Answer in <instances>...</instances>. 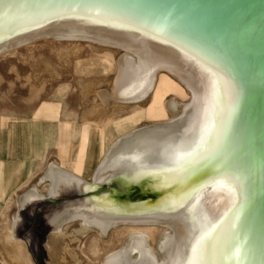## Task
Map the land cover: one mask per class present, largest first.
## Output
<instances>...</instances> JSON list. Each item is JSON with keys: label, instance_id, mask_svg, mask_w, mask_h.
Masks as SVG:
<instances>
[{"label": "bare ground", "instance_id": "6f19581e", "mask_svg": "<svg viewBox=\"0 0 264 264\" xmlns=\"http://www.w3.org/2000/svg\"><path fill=\"white\" fill-rule=\"evenodd\" d=\"M39 39L122 50L111 89L95 90L101 104L90 122L112 102H158L163 84L188 99L166 98L167 119L113 138L89 175L48 161L37 184L17 194L18 207L34 213L39 203L83 192L47 209L46 219L52 238L76 222L101 237L125 226L121 245L99 264H188L214 225H223L217 258L231 250L225 264H264V0H0V56ZM80 137L87 163L90 126ZM23 226L19 212L1 230L14 264H32ZM152 227L162 230L154 246L145 230ZM61 245L75 256L70 242Z\"/></svg>", "mask_w": 264, "mask_h": 264}, {"label": "rangeland", "instance_id": "374dc122", "mask_svg": "<svg viewBox=\"0 0 264 264\" xmlns=\"http://www.w3.org/2000/svg\"><path fill=\"white\" fill-rule=\"evenodd\" d=\"M78 43L80 42L39 39L11 54L0 56V111L7 114V126L11 124V118L19 122L30 120L36 110L46 105H54L62 113V119L67 115V120L73 124L77 134L80 135L85 126L91 128L92 141L87 163L79 158L81 137L80 142L78 137L75 138L67 159L59 157L56 136L55 141L48 144L45 151L42 148L40 150L45 156L43 163L38 162L35 165L34 161L27 162V178L22 177L25 179L20 181L22 186L18 184L10 189L0 188V198H6V202L0 203V227L3 229L8 226L14 215L20 212L24 226L19 228L21 231L18 230L19 239L28 240V250L26 252L23 248V251L28 253L32 264H99L105 254L121 245L123 237L128 233L127 228L121 225L109 235L101 237L96 229L81 227L80 222H76L60 233L59 237L52 238L45 211L66 201L84 199L85 195L80 191L62 195L57 203H39L34 213H31L29 206L18 207L17 194L37 184L49 159H57L60 164L89 175L100 157L102 148L105 149L113 138L136 125L167 119L169 115L164 113L163 108L166 98L176 96L180 100L188 99L182 89H170L167 84H163L162 97L158 102H154L153 95L148 96L150 98L143 104L115 105L112 102L111 112L105 113L99 122H90L87 114L92 112L96 105L101 104L95 90L111 89L117 72V60L123 52L115 47L97 46L89 42ZM164 76L161 72L159 83ZM138 114L142 116L137 123L128 120ZM126 118L128 119L125 120ZM120 120L122 122L116 124ZM58 122L54 118L48 122L44 121L42 125L51 131V135L52 131H56ZM68 135V128L62 126L61 141L67 142ZM23 155L15 157L18 167L28 158ZM17 166L10 172L11 176L18 172ZM6 173L4 168L0 167V181L8 179ZM46 186L45 183L41 184V189L44 191ZM122 189L121 197L124 199L128 195V189ZM145 230L150 245L154 246L161 228L152 227ZM49 242L53 244L51 250ZM64 242H70L74 257L64 254L61 249ZM0 264H14L6 257L3 249L0 250Z\"/></svg>", "mask_w": 264, "mask_h": 264}, {"label": "crops", "instance_id": "0c3cea01", "mask_svg": "<svg viewBox=\"0 0 264 264\" xmlns=\"http://www.w3.org/2000/svg\"><path fill=\"white\" fill-rule=\"evenodd\" d=\"M6 115V112L0 111V167H3L7 172L6 176H8V179L4 178L0 181V188L7 187V189H10L12 187H17L21 180H25L22 179V177L27 178V162H29V160L34 161L35 165L38 164V162L43 163L45 156L44 152L40 150L42 148V150L45 151L48 144L54 142L55 138L58 137L56 144L58 145L59 157L63 156L67 157V159L75 138L78 137L80 142V135L77 134L73 124L67 120V115H65L64 119H62V113L59 111L57 106L46 105L45 107H41L39 110H36L34 114H32L30 120L24 119L23 122H19L17 120L14 121L13 118H11V124L9 123L8 126L6 123ZM54 118L59 122L57 124L56 131H52L50 135L49 133L51 131H49L44 124L42 125V123L44 121L48 122L49 119ZM62 126H66L69 130L67 142L61 141L60 138V130ZM21 153L24 154L23 156L28 158L24 160V164L22 166L18 167L15 157H20L22 155ZM49 160L58 161L57 159ZM16 166L19 170L14 174V176H11L10 172L16 169ZM20 185L22 186L23 184ZM4 202H6V198H0V203ZM1 230L2 228L0 229V238ZM19 231H21V229ZM0 241L1 245L2 240L0 239Z\"/></svg>", "mask_w": 264, "mask_h": 264}, {"label": "snow or ice", "instance_id": "6c2138e0", "mask_svg": "<svg viewBox=\"0 0 264 264\" xmlns=\"http://www.w3.org/2000/svg\"><path fill=\"white\" fill-rule=\"evenodd\" d=\"M222 229L223 225L219 228L214 225L196 240L192 246L193 255L188 264H225L223 257L235 258L231 250L225 251L221 258H217L215 245Z\"/></svg>", "mask_w": 264, "mask_h": 264}]
</instances>
